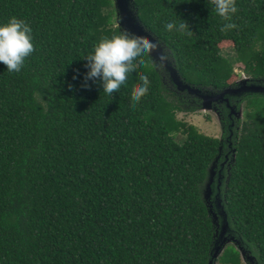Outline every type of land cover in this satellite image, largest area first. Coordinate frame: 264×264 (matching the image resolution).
<instances>
[{"label":"trees","instance_id":"trees-1","mask_svg":"<svg viewBox=\"0 0 264 264\" xmlns=\"http://www.w3.org/2000/svg\"><path fill=\"white\" fill-rule=\"evenodd\" d=\"M134 3L187 83L225 89L235 63L264 80V0H236L230 20L214 0ZM11 16L30 24L35 51L18 73L0 62V264H209L218 227L204 187L220 147L216 171L229 151L228 110L219 108L222 140L179 120L201 102L178 93L149 55L116 97L86 80L83 57L125 33L114 0H0V21ZM169 21L189 27L169 31ZM142 75L151 84L137 103ZM237 104L244 117L221 197L239 244L218 263L245 264L242 248L249 264H264V95Z\"/></svg>","mask_w":264,"mask_h":264},{"label":"clouds","instance_id":"clouds-1","mask_svg":"<svg viewBox=\"0 0 264 264\" xmlns=\"http://www.w3.org/2000/svg\"><path fill=\"white\" fill-rule=\"evenodd\" d=\"M216 13L230 20L231 15L238 11L236 0H214ZM169 31L182 32L188 24L169 21L165 25ZM234 23H227L221 30L235 28ZM156 44L149 40H141L130 33L113 34L101 38L83 59L88 69L86 80L98 81L102 85V92L107 97H116L123 93L128 86L129 79L134 76L138 67L143 66L144 58L151 54ZM35 51L33 29L26 20L11 16L7 21H0V62L6 65L9 73L20 72L26 59ZM142 84L135 89L133 100L140 102L149 92L151 84L147 75H142ZM44 104L42 97H36Z\"/></svg>","mask_w":264,"mask_h":264},{"label":"water","instance_id":"water-1","mask_svg":"<svg viewBox=\"0 0 264 264\" xmlns=\"http://www.w3.org/2000/svg\"><path fill=\"white\" fill-rule=\"evenodd\" d=\"M114 2L119 22L118 27H120L125 33H130L141 40H149L156 44V48L151 51L149 56L156 64L162 66L166 71L170 83L178 93L186 94L200 100L202 110H212L213 106L217 105L224 106L228 110L230 123L229 136L226 137V141L229 145V151L225 156V161L221 163V169L216 171V163L220 160L222 154V146L220 147L219 156L209 170V178L204 187L205 200H210L212 198L211 201H206L207 203H210V205L208 204L210 207V213L215 209L213 212V223L218 227L214 247L211 252V260L209 261V264H216L217 252H219V249H221L225 243L233 241L235 244H239L234 236H227L229 233V223L227 221V214L221 197V186L222 181L224 180L223 169L229 162V157L231 155L235 156L236 152V150L233 149L232 144V137L234 135L233 130L235 128L236 120H241L244 117V108H242L243 106H238L237 103L246 95H264V80L256 81L247 78L240 82L236 87H227L222 90L203 89L187 83L179 74V71L173 64L172 60L168 58L164 46L141 22L134 0H114ZM215 188L217 189V193H214ZM239 250L242 255L245 254V251L242 248Z\"/></svg>","mask_w":264,"mask_h":264},{"label":"rangeland","instance_id":"rangeland-1","mask_svg":"<svg viewBox=\"0 0 264 264\" xmlns=\"http://www.w3.org/2000/svg\"><path fill=\"white\" fill-rule=\"evenodd\" d=\"M117 24L119 26L118 18H117ZM222 52H223V55L226 57L233 55L234 54L233 46L230 44H224L223 48H222ZM234 68H235L234 73L237 75V78L235 79V81L233 83H231V85L229 87H236L243 80L250 78L244 72L243 64L235 63ZM240 106H243L242 108L245 107L244 104H241ZM220 107L221 106H219V105L213 106L212 110H202L200 107L199 110H197L196 112H190V111L179 112L177 114V118L179 120H182V121L190 124V125L195 126L201 133H203L205 135H208V136H211L214 138L222 139L223 135H224L225 127L223 126L222 117H221V114L219 112ZM243 112H244V110H243ZM178 138H181V137L178 136ZM206 191H207V189H206ZM206 200L211 201L212 198L210 200H208V199H206ZM208 204L210 205L209 202H208ZM230 244L236 246V244L233 241H230V242L228 241L227 243H225L221 247V249H219V252H217L216 264H219L218 259L223 255L224 250ZM241 255H242V253H241ZM242 260H243V263L249 264L248 263L249 258L246 257L245 254L242 255Z\"/></svg>","mask_w":264,"mask_h":264},{"label":"flooded vegetation","instance_id":"flooded-vegetation-1","mask_svg":"<svg viewBox=\"0 0 264 264\" xmlns=\"http://www.w3.org/2000/svg\"><path fill=\"white\" fill-rule=\"evenodd\" d=\"M237 102V101H236ZM236 104V103H235Z\"/></svg>","mask_w":264,"mask_h":264}]
</instances>
